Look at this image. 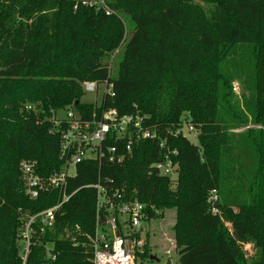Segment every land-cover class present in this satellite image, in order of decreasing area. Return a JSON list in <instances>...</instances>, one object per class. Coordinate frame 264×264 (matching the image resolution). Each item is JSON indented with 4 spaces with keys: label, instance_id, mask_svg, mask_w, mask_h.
<instances>
[{
    "label": "trees",
    "instance_id": "1",
    "mask_svg": "<svg viewBox=\"0 0 264 264\" xmlns=\"http://www.w3.org/2000/svg\"><path fill=\"white\" fill-rule=\"evenodd\" d=\"M207 1L210 13L190 0H109L116 12L107 15L76 9V0H0V264H93L85 235L95 231L97 193L86 185L98 181V163L78 165L69 179V191H78L25 262L22 215L62 194L30 199L20 165L35 161L44 177L60 171L54 114L69 106L91 114L83 83L108 80L107 108L139 113L163 136L187 123L199 136L168 137L179 150L175 181L153 169L164 153L150 139L123 164L104 161L101 175L143 202L151 220L176 210L178 264H264V0ZM123 16L132 31L110 78ZM237 80L242 101L232 88ZM250 124L258 127L235 131ZM212 189L218 214L207 202ZM149 250L146 243L141 257Z\"/></svg>",
    "mask_w": 264,
    "mask_h": 264
},
{
    "label": "built area",
    "instance_id": "2",
    "mask_svg": "<svg viewBox=\"0 0 264 264\" xmlns=\"http://www.w3.org/2000/svg\"><path fill=\"white\" fill-rule=\"evenodd\" d=\"M85 6L96 12L112 15L116 11L111 7L109 0H76L75 8ZM128 36L126 33L120 45L111 53V61L121 54ZM109 77L113 78L109 72ZM235 84V83H234ZM104 86V87H101ZM239 83L234 89L237 91ZM84 91L102 95L100 104H93L91 114L69 106L65 117L55 115L56 129L60 132V159L63 166L60 171L47 177L38 172L35 161H22L21 173L24 193L30 199H37L43 192L60 190L61 200L46 209L38 212H29L22 215L23 241L22 257L27 260L31 246L36 244L35 238L47 230L54 228L57 213L63 204L78 191H69V179L75 177L78 165L85 161H94L99 165L98 181L87 184L96 190V226L93 234L85 235L93 253V264H139L138 259L145 252L146 238L150 228L145 230L143 225L148 223L149 214L146 205L136 196L129 194L125 187L117 188L114 180L101 175L104 161L123 164L133 154L135 145L145 140H156L163 151V159L153 165L159 176L169 177L175 181L179 174V150L173 149L168 143V137L182 134L193 142L198 141V130L190 123L181 129H167L161 135L157 129L147 124V117L139 113L121 114L115 108L105 106L106 98L112 93L113 85L108 81H86ZM34 105H27V109H34ZM98 109V110H97ZM207 202L213 214L219 213L218 203L220 196L217 190L209 191ZM48 255H52V246L46 245Z\"/></svg>",
    "mask_w": 264,
    "mask_h": 264
},
{
    "label": "rangeland",
    "instance_id": "3",
    "mask_svg": "<svg viewBox=\"0 0 264 264\" xmlns=\"http://www.w3.org/2000/svg\"><path fill=\"white\" fill-rule=\"evenodd\" d=\"M190 2L194 4H198L201 8L205 10V12L210 13L211 10H213V3L207 1V0H190ZM125 16V15H124ZM123 16V22L125 26V33L129 37L132 31L133 24L131 21ZM118 59L117 58L114 61H111V55L108 56V62H109V72L112 76L117 75L118 71ZM239 83V88L236 91L234 89L235 84ZM235 83V84H234ZM104 87V86H101ZM232 88L234 93L238 98L242 101V95L244 93L243 85L240 81H234L232 83ZM81 101L83 103H90V104H100L102 101V95L101 93L97 95V93L94 92H88L86 91L84 93V96L82 97ZM59 117H65V111H60L58 113ZM258 126L255 125H248L245 127H242L240 129H237L235 131H244L249 128H255ZM176 221V210L170 209L166 210L163 217L154 219L150 222V227L148 223L144 224L143 227L145 230H149V237L146 238V243L150 246V250L148 251L146 257H141L138 259L139 264H178V251L176 247V241H175V234L173 230V226ZM246 250V254L250 255L253 253V248L251 246L244 247Z\"/></svg>",
    "mask_w": 264,
    "mask_h": 264
},
{
    "label": "crops",
    "instance_id": "4",
    "mask_svg": "<svg viewBox=\"0 0 264 264\" xmlns=\"http://www.w3.org/2000/svg\"><path fill=\"white\" fill-rule=\"evenodd\" d=\"M179 259V258H178Z\"/></svg>",
    "mask_w": 264,
    "mask_h": 264
}]
</instances>
